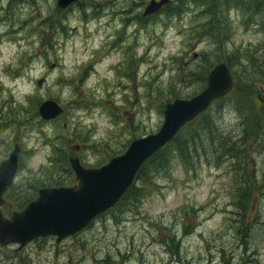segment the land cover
Wrapping results in <instances>:
<instances>
[{"label": "rangeland", "instance_id": "1", "mask_svg": "<svg viewBox=\"0 0 264 264\" xmlns=\"http://www.w3.org/2000/svg\"><path fill=\"white\" fill-rule=\"evenodd\" d=\"M58 1L0 0V163L21 147L7 218L39 189L76 187L70 156L97 169L156 133L165 105L201 92L216 64L235 88L180 133V153L171 144L167 164L134 180V199L59 242L0 247V264H264V15L210 0L209 37L207 0L145 17L151 0ZM47 101L58 117H40ZM231 173L252 183L244 217Z\"/></svg>", "mask_w": 264, "mask_h": 264}, {"label": "water", "instance_id": "2", "mask_svg": "<svg viewBox=\"0 0 264 264\" xmlns=\"http://www.w3.org/2000/svg\"><path fill=\"white\" fill-rule=\"evenodd\" d=\"M78 0H59L62 9ZM168 0H151L143 11L148 16L160 10ZM40 85V83H38ZM233 88V80L224 63L208 73L205 88L187 100L176 99L165 106L159 131L133 140L126 151L97 169H85L77 158H69L76 187L47 188L38 192L23 211L9 219L0 212V247L18 244L19 249L33 240L48 236L59 242L81 231L94 217L111 209L132 184L136 172L149 157L169 143L178 131L205 112L216 100L225 97ZM48 109H52L48 111ZM40 117L50 120L61 110L54 102L41 104ZM20 146L16 144L8 159L0 164V206L2 195L12 184L17 170Z\"/></svg>", "mask_w": 264, "mask_h": 264}, {"label": "trees", "instance_id": "3", "mask_svg": "<svg viewBox=\"0 0 264 264\" xmlns=\"http://www.w3.org/2000/svg\"><path fill=\"white\" fill-rule=\"evenodd\" d=\"M194 3H197L198 6L202 5L203 0H193ZM225 4L230 5V0H226V1H221ZM216 5L219 4V8L220 7H224L223 3H220V1H216L215 0ZM212 4V2L210 0H207V6L206 7H202L200 10V14H206L208 15L209 21L206 25V29L207 32H204V35L209 36V37H213V21L214 18L217 16H215V13L213 12V10L210 8V5ZM214 4V3H213ZM236 9H239V7H243L246 9L248 15H254V17H259L264 15V0H250L248 2V4L246 2H242V1H238L237 0V5L235 6ZM172 13H176V10H173ZM251 17V16H250ZM258 24L261 27H264V20H259ZM210 108L205 111L204 113H202L201 115L198 116L201 117L204 114H207L209 112ZM197 118V119H198ZM192 123V122H191ZM189 123L188 125H186L181 131H185V129L188 128V126L191 124ZM180 133L168 144L166 145L164 148H162L160 151L156 152L152 157H150L148 160L145 161V163L142 165V167L139 169V171L137 172V175L135 176V180L138 178V176L147 168L149 169H156L159 170L160 167L163 166V164H167V157L169 156V152L171 150H173L172 148H170L171 144H174V148H176V150H179L178 152L180 153V145L178 143V137L180 135ZM218 164H215V168H218ZM231 178L233 180V186L232 188L235 186L236 183H239V187L236 190V195H231V198L233 199V202L237 204L239 210L241 211V213H243V217L245 215V213L247 212L248 208H249V199L248 197H246V194L248 195V192L252 191V183L249 181V179L247 178V175H243V178L241 179V181H237V175L235 173H231ZM55 186V185H54ZM134 184L125 192V194L122 196V198L119 200V202H117V204L113 207L114 210H116L117 208L119 209L121 207V203L123 202V204H126L127 202L131 201L132 199H134L139 192V189L133 187ZM247 192V193H246ZM240 193V194H239ZM240 196V197H239ZM249 196V195H248ZM253 197V196H252ZM247 198V199H246ZM243 200V201H242ZM250 201H251V196H250ZM121 204V205H120ZM117 207V208H115ZM114 210L112 212H114ZM109 213V214H110Z\"/></svg>", "mask_w": 264, "mask_h": 264}, {"label": "flooded vegetation", "instance_id": "4", "mask_svg": "<svg viewBox=\"0 0 264 264\" xmlns=\"http://www.w3.org/2000/svg\"><path fill=\"white\" fill-rule=\"evenodd\" d=\"M18 162H19V160H18Z\"/></svg>", "mask_w": 264, "mask_h": 264}, {"label": "bare ground", "instance_id": "5", "mask_svg": "<svg viewBox=\"0 0 264 264\" xmlns=\"http://www.w3.org/2000/svg\"><path fill=\"white\" fill-rule=\"evenodd\" d=\"M19 106V105H18Z\"/></svg>", "mask_w": 264, "mask_h": 264}]
</instances>
